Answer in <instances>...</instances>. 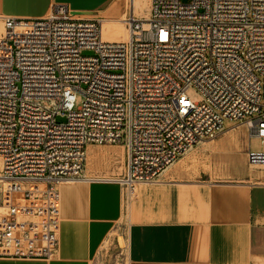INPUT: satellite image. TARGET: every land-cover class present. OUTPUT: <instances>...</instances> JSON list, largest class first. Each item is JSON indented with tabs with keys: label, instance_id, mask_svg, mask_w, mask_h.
Returning a JSON list of instances; mask_svg holds the SVG:
<instances>
[{
	"label": "built area",
	"instance_id": "2783aa9c",
	"mask_svg": "<svg viewBox=\"0 0 264 264\" xmlns=\"http://www.w3.org/2000/svg\"><path fill=\"white\" fill-rule=\"evenodd\" d=\"M132 1L121 42L64 5L2 18L0 258L54 257L57 185L85 181L90 145L125 148L129 201L226 121L264 141V0H150L146 21Z\"/></svg>",
	"mask_w": 264,
	"mask_h": 264
},
{
	"label": "crops",
	"instance_id": "0c3cea01",
	"mask_svg": "<svg viewBox=\"0 0 264 264\" xmlns=\"http://www.w3.org/2000/svg\"><path fill=\"white\" fill-rule=\"evenodd\" d=\"M126 1L0 0V19H40L54 6L64 5L102 22H116L127 12ZM198 147L194 155L186 154L169 166L159 182L139 185L129 201L122 184L125 175L92 170L87 176L88 156L115 150L87 147L85 181L58 188L59 247L54 257L0 258V264H96L122 217L128 224V264H264V183L248 180L249 175L264 179V170L251 165L245 170V126L226 129ZM101 160L100 156L94 164ZM207 162L217 172L237 170L243 181H212L217 172L200 167ZM116 164L114 158L111 165Z\"/></svg>",
	"mask_w": 264,
	"mask_h": 264
},
{
	"label": "rangeland",
	"instance_id": "374dc122",
	"mask_svg": "<svg viewBox=\"0 0 264 264\" xmlns=\"http://www.w3.org/2000/svg\"><path fill=\"white\" fill-rule=\"evenodd\" d=\"M181 3L183 4H187L190 2V0H180ZM127 3V12L124 16H122V18L126 19V15L128 13V2ZM2 20V19H1ZM2 26H3V21H1ZM102 24V23H101ZM4 27V26H3ZM84 56H90L91 53L90 52H84L83 53ZM192 97L195 98V96L192 94ZM80 100V97H78V101ZM56 122L57 123H63L64 119L61 117H57L56 118ZM233 126H242V125H234L233 123H230L228 121H226L224 123V129H229ZM219 137V136H218ZM216 139V138H215ZM214 140V139H213ZM213 140H209L206 142H210ZM89 148H95V149H103V148H110L115 150L114 153H108V154H101L102 160L99 161L96 164H92V170L94 171H98V173L100 172H106V171H112L115 170L118 173V178H123V176L125 175V159H126V150L125 148L118 144V145H90L88 146ZM199 148V147H198ZM198 148H195L194 150H192L191 152H189L185 157L190 156V155H194L197 151ZM247 151L254 153V154H261L264 153V141H262L259 138L256 137H251L250 139H248V148L246 149V154ZM109 157L110 155H113L116 159L117 164L113 167L110 164L109 161ZM109 162V163H108ZM201 169L207 171V172H217L214 169L213 163L210 164L209 162L204 163V164H200ZM244 167L245 170H251L250 164L248 163L247 160V155H245L244 157ZM94 168V169H93ZM237 170H235V172H217L215 173L213 176L212 181H230V182H234V183H239L241 181H243V179H241V177L239 175H237ZM255 176V177H254ZM249 175V182L250 183H264V179L261 176H256V175ZM2 185L0 184V197L2 196ZM39 189H44V186H37ZM124 193H126V191H124ZM126 201V200H125ZM123 202V207L125 206L126 208V202ZM127 222L125 220V217H122L121 220L117 223L116 227L114 228L113 232L110 234L109 236V240L107 241V243L104 244L103 246V250L101 252V254L103 255V257H101L96 264H128V260H127V235H128V230H127ZM124 240L125 242V246L123 248L120 247L119 245V238H121Z\"/></svg>",
	"mask_w": 264,
	"mask_h": 264
},
{
	"label": "bare ground",
	"instance_id": "6f19581e",
	"mask_svg": "<svg viewBox=\"0 0 264 264\" xmlns=\"http://www.w3.org/2000/svg\"><path fill=\"white\" fill-rule=\"evenodd\" d=\"M132 5H133V12H134L135 18L142 20V21H146L149 19L150 0H133ZM84 16H86L88 18L93 17L90 14H85ZM124 20H125L124 18H121L120 21H116V22H113V21L102 22V24H101L102 39L104 41H108V42L126 41L128 39V30H127V24L124 22ZM1 21L2 20L0 19V40L5 37V29L2 26ZM103 154H106V153H103ZM102 155L101 154L95 155L92 159L89 158V156L87 157V176L88 177L92 176V164L94 165V162L100 156L103 157ZM104 156H106V155H104ZM107 158H109L110 164H112L115 157L110 155ZM251 166H252V168H256L258 170H264V165H252L251 164ZM1 178H2V166H1V160H0V184L4 187L5 182ZM109 179L119 180L118 178H113V177H111ZM61 185H64V184H58L57 190H58L59 186H61ZM118 242H119V245L121 248H123L125 246V242L122 239V237L119 238Z\"/></svg>",
	"mask_w": 264,
	"mask_h": 264
},
{
	"label": "water",
	"instance_id": "95a60500",
	"mask_svg": "<svg viewBox=\"0 0 264 264\" xmlns=\"http://www.w3.org/2000/svg\"><path fill=\"white\" fill-rule=\"evenodd\" d=\"M81 14H87V13H81Z\"/></svg>",
	"mask_w": 264,
	"mask_h": 264
}]
</instances>
